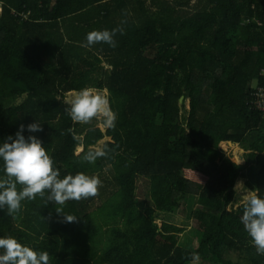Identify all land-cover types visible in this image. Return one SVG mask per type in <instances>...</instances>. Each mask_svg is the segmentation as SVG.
I'll use <instances>...</instances> for the list:
<instances>
[{
	"label": "trees",
	"instance_id": "16d2710c",
	"mask_svg": "<svg viewBox=\"0 0 264 264\" xmlns=\"http://www.w3.org/2000/svg\"><path fill=\"white\" fill-rule=\"evenodd\" d=\"M191 1L0 0V141L35 120L61 178L103 184L61 215L48 193L15 219L0 210V237L47 251L50 264H264L239 204L246 189L264 196V0ZM113 28L115 48L85 46ZM84 88L106 90L114 128L71 120L64 97ZM104 137L107 154L85 162ZM138 179L150 203L136 199ZM187 198L188 227L162 218ZM188 230L196 248L181 245Z\"/></svg>",
	"mask_w": 264,
	"mask_h": 264
},
{
	"label": "clouds",
	"instance_id": "9594fccd",
	"mask_svg": "<svg viewBox=\"0 0 264 264\" xmlns=\"http://www.w3.org/2000/svg\"><path fill=\"white\" fill-rule=\"evenodd\" d=\"M118 33L122 35L123 29L94 30L87 34L85 46L104 43L115 48ZM72 96L68 109L71 120L83 124L98 120L105 128L115 127L117 113L110 106L106 90L101 92L84 88L73 92ZM42 131V124L34 120L27 125L21 124L14 137L8 136L0 141V210L6 209L13 219L19 216L23 202L43 198L45 193H48V201L60 206L59 211L55 210L60 214L66 202L94 197L101 186L98 176L83 172L61 178L60 171L55 168L54 161L41 139L32 135ZM25 132L29 135L25 136ZM106 141L110 139L104 137L100 142L103 145ZM98 145L99 143L90 148L95 150ZM106 154L105 150H95L83 159L87 163H94L97 158ZM237 185L243 187L242 182ZM246 191L248 195L241 223L256 252L264 254V196L257 194L258 189ZM62 216L67 222L76 220L72 216ZM0 264H50V255L47 251H37L27 244H22L13 236H5L0 237Z\"/></svg>",
	"mask_w": 264,
	"mask_h": 264
},
{
	"label": "rangeland",
	"instance_id": "374dc122",
	"mask_svg": "<svg viewBox=\"0 0 264 264\" xmlns=\"http://www.w3.org/2000/svg\"><path fill=\"white\" fill-rule=\"evenodd\" d=\"M150 1L151 0H145V5L148 8H151ZM195 2H196L195 0H192L190 5H192V7H193V3H195ZM100 57L102 58V61H103L102 65L105 68L110 69L111 66L108 63L109 59L105 58L104 56H100ZM188 110H189V101L186 100L185 103H184V109L183 110L181 109V111L179 112V117L181 118L183 116V111H188ZM96 125H97V127H99L102 130L106 129L102 125V123H99V124L97 123ZM101 145H102V142H99V145L97 147H95L96 148L95 150H100L101 149L100 148ZM223 147L226 149L225 145H223ZM238 150H240V149L238 148ZM229 154H232V150L231 149H227L226 150V155H229ZM106 176L108 177V175H106ZM100 187L101 188L103 187L102 182H101V186ZM98 199L99 198L97 197L96 200H95V203L97 205H99ZM136 199L138 201H146V202L150 203L149 202L150 198H149L148 182L145 181V179H138V181L136 183ZM240 199H241L242 202H240L239 204H242V203L246 202V199H244V198H240ZM193 203H194V198L193 199L192 198L184 199L181 202V207H180V209L178 211H176L173 215H170V214L162 215V218L164 220L168 221L169 223L178 224V225H181V226L188 227L190 221L186 220V219H189V211L193 209V207H194ZM238 205H236L234 207H237ZM184 218H186V219H184ZM184 237L185 238L182 240L181 245H183V246L191 245V247H195V248L198 246L197 237L195 238L194 235L190 232V230H188L186 236H184ZM194 264H199V263L197 262V263H194Z\"/></svg>",
	"mask_w": 264,
	"mask_h": 264
},
{
	"label": "water",
	"instance_id": "95a60500",
	"mask_svg": "<svg viewBox=\"0 0 264 264\" xmlns=\"http://www.w3.org/2000/svg\"><path fill=\"white\" fill-rule=\"evenodd\" d=\"M72 93H73V92L68 93V94L66 95V97L64 98V102L67 103L68 105H71V101H72V99H73ZM182 102H183V98L181 97V98L179 99V103L181 104Z\"/></svg>",
	"mask_w": 264,
	"mask_h": 264
},
{
	"label": "built area",
	"instance_id": "2783aa9c",
	"mask_svg": "<svg viewBox=\"0 0 264 264\" xmlns=\"http://www.w3.org/2000/svg\"><path fill=\"white\" fill-rule=\"evenodd\" d=\"M262 93L263 91H259L257 93L259 99H260V102L257 103V107L261 110V111H264V99H262Z\"/></svg>",
	"mask_w": 264,
	"mask_h": 264
}]
</instances>
